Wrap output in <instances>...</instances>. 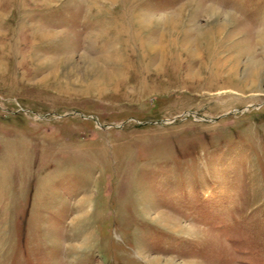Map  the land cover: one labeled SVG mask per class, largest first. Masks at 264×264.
I'll list each match as a JSON object with an SVG mask.
<instances>
[{"label": "rangeland", "instance_id": "rangeland-1", "mask_svg": "<svg viewBox=\"0 0 264 264\" xmlns=\"http://www.w3.org/2000/svg\"><path fill=\"white\" fill-rule=\"evenodd\" d=\"M261 33L264 0H0V264H264Z\"/></svg>", "mask_w": 264, "mask_h": 264}, {"label": "bare ground", "instance_id": "bare-ground-1", "mask_svg": "<svg viewBox=\"0 0 264 264\" xmlns=\"http://www.w3.org/2000/svg\"><path fill=\"white\" fill-rule=\"evenodd\" d=\"M142 20H144V19H141V21L140 20H138V22H139V24H140V26L142 27V28H145L146 29V27H147V22H150V21H142ZM148 26H149V24H148ZM149 28V27H148ZM260 39H263L264 38V34H260ZM187 44V43H186ZM146 45H148L147 46V50L149 51V52H153L154 53V55H158L157 54V48L156 47H152V46H150V44H146ZM152 45V44H151ZM155 45V44H154ZM161 45V44H160ZM188 47H189V45H188ZM161 48V47H160ZM164 48V47H163ZM163 50V49H162ZM190 49L188 48V49H186V51L188 52ZM158 53H159V51H158ZM154 57V56H153ZM155 58V57H154ZM155 60H153V59H150L149 60V65L151 64V65H155ZM163 67H164V62H163V58H162V60H161V62L159 63V64H157L156 65V67H155V71L157 72V73H161L162 72V69H163ZM166 72V71H165ZM155 73V72H154ZM158 75V74H157ZM102 83V82H101Z\"/></svg>", "mask_w": 264, "mask_h": 264}]
</instances>
